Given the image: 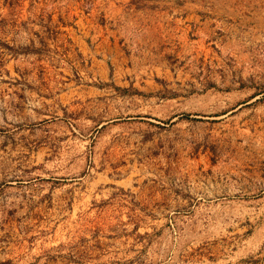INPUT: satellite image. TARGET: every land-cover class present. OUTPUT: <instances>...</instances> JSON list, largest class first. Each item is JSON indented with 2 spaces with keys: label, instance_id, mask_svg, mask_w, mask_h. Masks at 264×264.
Segmentation results:
<instances>
[{
  "label": "rangeland",
  "instance_id": "374dc122",
  "mask_svg": "<svg viewBox=\"0 0 264 264\" xmlns=\"http://www.w3.org/2000/svg\"><path fill=\"white\" fill-rule=\"evenodd\" d=\"M0 264H264V0H0Z\"/></svg>",
  "mask_w": 264,
  "mask_h": 264
}]
</instances>
